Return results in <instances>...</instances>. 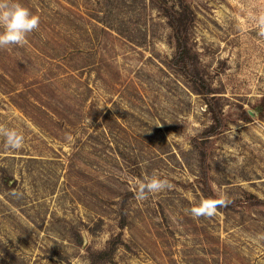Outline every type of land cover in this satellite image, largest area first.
<instances>
[{"label":"rangeland","instance_id":"obj_1","mask_svg":"<svg viewBox=\"0 0 264 264\" xmlns=\"http://www.w3.org/2000/svg\"><path fill=\"white\" fill-rule=\"evenodd\" d=\"M19 2L40 25L0 49V125L25 140L0 137V264H264V0ZM163 6L190 17L214 134ZM153 175L173 187L137 200ZM205 177L233 202L193 218Z\"/></svg>","mask_w":264,"mask_h":264},{"label":"clouds","instance_id":"obj_2","mask_svg":"<svg viewBox=\"0 0 264 264\" xmlns=\"http://www.w3.org/2000/svg\"><path fill=\"white\" fill-rule=\"evenodd\" d=\"M40 25V17L21 4L19 0H0V49L8 46H24L27 36L37 30ZM259 35L264 37V15L258 19ZM0 137L3 138L4 147L7 150H19L24 146V136L14 128L0 125ZM173 187L168 178L153 175L138 182L135 198L146 201L150 195L170 190ZM20 195L22 193H12ZM233 201L226 195L217 198L202 200L197 206L189 209L193 218H211L216 215L219 208L227 207Z\"/></svg>","mask_w":264,"mask_h":264},{"label":"trees","instance_id":"obj_3","mask_svg":"<svg viewBox=\"0 0 264 264\" xmlns=\"http://www.w3.org/2000/svg\"><path fill=\"white\" fill-rule=\"evenodd\" d=\"M165 15L168 17L177 42V50L172 58L173 64L178 67L183 73L190 77L196 84L199 92L203 93L206 97L207 103H209L210 109L214 117V128L206 133V135H211L217 132L218 128L223 124L222 111L212 95L210 83L208 80L202 76L197 70H195V55L189 43L188 37V26L190 22V17L184 11H178L168 6H163ZM212 95V96H211ZM205 194L207 198H217L216 195L210 187L207 178H204ZM249 199L250 203H256L257 201H262L260 198L251 196ZM91 256L94 254L93 249L88 248Z\"/></svg>","mask_w":264,"mask_h":264}]
</instances>
